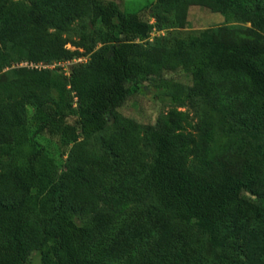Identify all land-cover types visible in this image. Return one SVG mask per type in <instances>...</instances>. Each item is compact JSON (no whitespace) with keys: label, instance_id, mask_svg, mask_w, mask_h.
<instances>
[{"label":"trees","instance_id":"obj_1","mask_svg":"<svg viewBox=\"0 0 264 264\" xmlns=\"http://www.w3.org/2000/svg\"><path fill=\"white\" fill-rule=\"evenodd\" d=\"M199 2L250 27L231 26L221 35L208 32L171 46L163 38L149 41L152 27L139 13L97 1L94 10L106 32L93 55L94 68H75L68 77L62 66L12 67L17 61L53 66L74 60L80 52L67 48L62 32L89 14V0H0V157L9 160V172L0 171V264H32L23 236L30 219L42 227V264H115L109 251L89 245L91 233L111 223V215L101 211L110 201L106 176L96 170L109 160L82 147L58 176L44 149L34 150L25 121L28 105L37 107V134L69 146L104 131L132 86L154 79L167 87L164 75L179 70L204 81L212 71L223 80L207 84L208 92L222 103L241 102L238 117L264 128V0H157L172 15ZM74 103L78 119L71 121ZM204 141L175 129L151 132L155 158L149 181L163 207L206 231L248 216L264 224V158L219 160L209 162L203 174L189 173L188 163ZM104 145L115 158L111 171L140 152L132 130ZM76 213L94 217L79 225ZM254 247L264 250L260 242Z\"/></svg>","mask_w":264,"mask_h":264},{"label":"rangeland","instance_id":"obj_2","mask_svg":"<svg viewBox=\"0 0 264 264\" xmlns=\"http://www.w3.org/2000/svg\"><path fill=\"white\" fill-rule=\"evenodd\" d=\"M97 1L115 2L125 12L139 13L152 27L149 41L163 38L171 46L178 40L208 32L218 36L231 26L250 27V24L227 18L204 2L192 3L184 12L173 16L157 0H89V14L62 32L69 40L67 48L80 52L64 67L68 77L75 68H94L93 55L102 47V36L106 32L94 10ZM26 63L14 62L12 68ZM207 75L206 80L199 81L179 70L164 75L169 82L167 87L154 79L132 86L128 100L117 110V119L112 118L108 127L92 138L69 146H61L37 134L34 120L37 107L27 106L25 121L34 150L44 149L53 159L58 176L69 169L74 155L82 147L88 154L109 160L96 170L106 176L105 192L110 201L101 211L111 215V223L92 232L89 245L95 250L109 251L115 264H132L145 259L161 264H264V250L254 247L255 242L264 244L263 222L248 216L225 223L216 230H202L196 221L182 220L165 209L150 186L149 171L155 158L150 134L154 130L175 129L177 134L205 140L188 163L189 173L203 174L209 162L250 163L264 158V128L246 124L238 117L243 114L241 102L222 103L219 95L210 94L207 84H220L223 77L212 71ZM51 98L56 99L57 94L53 92ZM68 113L71 121L78 119L76 103ZM130 130L140 138V152L126 156L118 169L111 171L110 163H114L115 158L104 140ZM178 148L184 147L179 145ZM8 163L9 160L0 157L2 173L9 172ZM247 196L254 198L249 193ZM75 216L79 225L91 222L94 217L79 213ZM23 236L30 247L26 259L32 264H42V227L30 219Z\"/></svg>","mask_w":264,"mask_h":264},{"label":"built area","instance_id":"obj_3","mask_svg":"<svg viewBox=\"0 0 264 264\" xmlns=\"http://www.w3.org/2000/svg\"><path fill=\"white\" fill-rule=\"evenodd\" d=\"M66 63L68 62H63V63H57L53 66H48V65H35V64H29V63H26V64H22L23 66H28V67H43V68H54L55 66H62V67H65Z\"/></svg>","mask_w":264,"mask_h":264}]
</instances>
